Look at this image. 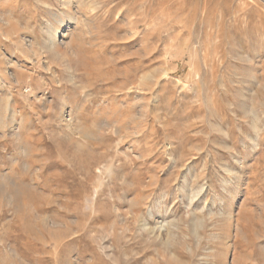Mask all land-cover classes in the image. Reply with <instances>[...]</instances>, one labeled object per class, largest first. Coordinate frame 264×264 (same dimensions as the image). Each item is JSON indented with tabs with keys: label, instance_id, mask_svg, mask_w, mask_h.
<instances>
[{
	"label": "rangeland",
	"instance_id": "obj_1",
	"mask_svg": "<svg viewBox=\"0 0 264 264\" xmlns=\"http://www.w3.org/2000/svg\"><path fill=\"white\" fill-rule=\"evenodd\" d=\"M0 264H264V0H0Z\"/></svg>",
	"mask_w": 264,
	"mask_h": 264
},
{
	"label": "bare ground",
	"instance_id": "obj_2",
	"mask_svg": "<svg viewBox=\"0 0 264 264\" xmlns=\"http://www.w3.org/2000/svg\"><path fill=\"white\" fill-rule=\"evenodd\" d=\"M62 35H64V34H62ZM61 36V35H60ZM29 47H30V45H29ZM200 192V191H199ZM190 203H192V199H189V203L188 204H190ZM167 221H169V220H167ZM167 225H170V224H167ZM164 226H166V222H165V220L164 219H162V216H160V215H158L156 218H154V220H153V224H152V227H146V225L143 223V225H142V228L144 229V230H148L150 233H152V234H154V235H156V236H159V235H162V236H164L163 234H167V233H169L166 229H165V227ZM173 227V226H172ZM171 231V230H170ZM162 238V237H161Z\"/></svg>",
	"mask_w": 264,
	"mask_h": 264
}]
</instances>
